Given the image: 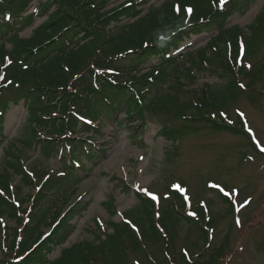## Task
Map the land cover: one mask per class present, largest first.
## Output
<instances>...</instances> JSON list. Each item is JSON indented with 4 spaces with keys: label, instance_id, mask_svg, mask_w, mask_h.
I'll return each instance as SVG.
<instances>
[{
    "label": "trees",
    "instance_id": "obj_1",
    "mask_svg": "<svg viewBox=\"0 0 264 264\" xmlns=\"http://www.w3.org/2000/svg\"><path fill=\"white\" fill-rule=\"evenodd\" d=\"M31 1H37L35 13L22 16L21 27L15 26L16 21L14 25L4 22L9 11L16 15ZM112 1L0 0V27L6 28L4 32L11 34L13 42L12 50L5 49L4 43L0 46V141L4 138V114L11 104L23 101L32 112L28 124L31 135L22 143L13 141L14 146L23 153L39 147L45 155L57 154L66 168L65 177L50 173L48 167L34 168V177H30L21 156L7 152L12 162L0 174V217L8 213L16 224L0 223V243H5L8 254L0 264H122L127 239L144 251L149 264H219L227 255V237L217 248L206 247L193 255L178 253L171 220L175 214L184 216L185 200L175 197L167 216L161 214L158 219L153 204L140 197L150 222L151 240H159L163 247L161 259L144 242L148 238L143 231L144 220L133 218L139 214L138 208L124 215L140 227L141 238L127 224H115L113 232H107L99 243L79 242L61 249L58 258L49 259L55 246L63 245L73 233L67 217L78 207L75 204L64 215H56L53 231L45 239H41V225L47 224L48 209L67 196L63 191L69 182L80 178L72 161L99 157L97 151L102 148L91 147L94 140L104 137L100 134L103 123H98L97 117L103 115L120 125V113L128 119L135 116L138 121L126 125L137 134L147 116L172 113L190 120L184 129L205 122L213 130L240 134L242 131L226 123L222 111L243 93L240 83L244 78H249L254 88L264 75V65L250 70L247 65L264 38V7L245 33L240 26H227L232 12L240 9L236 0L224 8H219V0H165L145 12L137 7L136 0L107 9ZM148 1L139 0L141 4ZM188 7L193 8L190 17L185 11ZM42 15L48 18L46 24L36 27L29 38H20V32ZM212 31L217 33L204 48L182 52L186 41ZM177 51L178 55H173ZM147 65L152 67L141 74ZM196 73L216 75L223 82L198 88ZM171 131L165 124L161 129L169 137ZM181 131L176 129L173 135ZM81 166L83 172L89 168L84 163ZM9 170L22 174L24 184H41L37 193L27 197L28 205H24V198L14 207L13 195L21 188L12 184ZM200 215L199 222L190 219L201 224L207 235L204 227L213 221Z\"/></svg>",
    "mask_w": 264,
    "mask_h": 264
},
{
    "label": "rangeland",
    "instance_id": "obj_2",
    "mask_svg": "<svg viewBox=\"0 0 264 264\" xmlns=\"http://www.w3.org/2000/svg\"><path fill=\"white\" fill-rule=\"evenodd\" d=\"M123 1L115 0L109 8L116 7ZM163 1L165 0H150L140 7L144 8L145 12L149 6L157 7ZM236 2L239 4L237 8L240 9L232 12L227 26H240L247 33V26L263 11L264 0ZM35 5L37 1L27 4L18 14H13L16 17L10 23L16 21L15 26L21 27V17L31 13ZM47 20L44 15L37 18L31 26L20 32V38H29L34 29L46 24ZM4 29L0 27V46L4 43L5 49L12 50L11 34L4 32ZM216 33L212 31L194 36L192 42L195 44L188 49L204 48L209 38ZM255 51L250 59L252 64H257L264 58V38ZM197 75L199 77L197 76L195 87L198 88L202 87L203 83L216 85L223 82L216 75ZM262 80L258 87L263 94H256L252 101L248 94L241 93L224 109L231 118L229 124L242 132L251 129L249 132L253 140L263 151L257 149V152L255 147L249 146L251 138L247 134L213 130L209 123L199 122L184 129L183 125H189L190 120L178 114H164L163 117L155 118L147 116L145 125L140 127L137 134L126 125L136 123L138 119L135 116L128 119L125 113H120V125L109 121L103 115L97 117L98 122L103 123L100 134L104 135V138H98L96 144L91 147L101 146L105 152H100V157L88 158L89 161L86 157H80V161L89 168L86 172L80 171L79 168L74 169L81 179L69 182L63 191L67 196H63L57 206L48 209L49 225H42V235L52 231L51 224L56 215L65 214L75 204L78 207L67 217V222L73 226V233L63 245L55 246L49 259L58 258L61 249L70 248L79 242L99 243L107 232H113V225L123 224V212L134 208L139 210V214L133 217L134 220L138 217L144 220L143 231L148 236L144 242L155 257L161 259L163 247L159 240H151L150 222L148 223L140 202L142 193L150 197L142 191L147 189L157 198L153 200L150 197L146 200L154 207L158 203L160 213L164 216L170 211L175 197L189 202L192 215L197 219L201 213L207 212L208 208L213 224L207 235L203 234L199 223L192 222L188 213L184 212V216H172L171 222L176 230L174 243L178 253L187 249L189 254L193 255L201 253L206 247L217 248L227 237L228 255L220 264H264V78ZM25 105L23 101L16 105L11 104L4 116V138L0 141V174H3L6 166L9 167L12 162L7 155L10 150L21 156L23 169L30 177L34 168L39 170L41 167H48L55 170V174L66 171L57 154L45 155L39 147H32L33 151L30 149L23 153L14 146L13 141L22 143V140L31 135L28 124L32 112ZM236 108L243 120L237 119ZM164 124L172 129L170 137L161 132ZM176 129L184 130L174 136L173 131ZM9 171L12 174V184L21 188V192L16 193V198L20 201L25 198L24 205H28L27 197L35 194L38 187L24 184L22 174ZM178 182L181 185H176H179L180 189L186 187V191L172 189ZM184 191L186 193H183ZM7 217L5 223L14 226L15 222ZM131 228L133 233L141 238L140 227L138 230L136 227ZM93 231L98 233L94 234ZM125 243L127 251L121 258L122 264H149L144 251L137 249L129 239ZM7 256L5 249L0 245V261ZM42 264L48 262L43 261ZM93 264L104 263L95 261Z\"/></svg>",
    "mask_w": 264,
    "mask_h": 264
},
{
    "label": "snow or ice",
    "instance_id": "obj_3",
    "mask_svg": "<svg viewBox=\"0 0 264 264\" xmlns=\"http://www.w3.org/2000/svg\"><path fill=\"white\" fill-rule=\"evenodd\" d=\"M223 3H225V0H220V4H223ZM187 13H191L193 10H192V8H187L186 10H185ZM249 131H251V129H249ZM173 187L174 188H179V185H173ZM216 187H219V185H216ZM181 191H183V189H180ZM142 191L146 194V195H148V196H150L153 200H155L157 197L152 193V192H150V191H148L147 189H142Z\"/></svg>",
    "mask_w": 264,
    "mask_h": 264
}]
</instances>
